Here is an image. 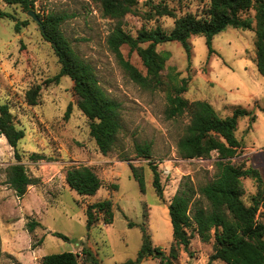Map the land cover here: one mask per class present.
Returning a JSON list of instances; mask_svg holds the SVG:
<instances>
[{"label":"rangeland","instance_id":"obj_1","mask_svg":"<svg viewBox=\"0 0 264 264\" xmlns=\"http://www.w3.org/2000/svg\"><path fill=\"white\" fill-rule=\"evenodd\" d=\"M210 0H138L124 18L106 16L96 0H36L35 12L41 19L50 12L66 14L62 30L75 51L96 70L102 87L121 104L123 128L106 137L107 150L91 135V119L87 105L73 89L74 82L63 76L59 83L47 80L59 73L61 64L52 44L42 35L41 23L28 11L0 0V104H8L18 128L25 136L18 144L22 163L38 183L30 185L20 198L7 182L9 166L17 162L14 148L0 132V264H42V257L64 251L80 255L81 264H90L84 249L92 250L100 264H123L136 260L142 246L141 226H145L156 246L167 254L173 244V226L169 204L181 183L190 178L196 187L215 177L218 152L207 158H185L178 142L190 122L188 114L169 117L165 88L142 87L123 69L108 44L116 25L136 34L142 27L161 25L172 29L176 17L193 12L205 13ZM166 6L174 15L160 14ZM254 14V11H251ZM18 21H26L16 31ZM254 30L228 27L213 38L216 50L208 57L204 36H193L192 59L179 42H167L157 50L167 55L163 70L167 84L189 78V89L183 96L190 101L207 100L221 116L232 115L239 107L251 113L238 120L236 135L245 149L234 159L261 171L264 179V75L258 71ZM124 56L146 71L137 51L122 47ZM42 90L36 105L27 102V91L36 85ZM72 110L69 117L66 111ZM256 115L255 120H251ZM251 125V129L247 128ZM112 138V140H111ZM152 144L150 158L136 152L137 143ZM45 159L35 161L32 153ZM161 172L163 197L154 187L152 165ZM90 165L104 181L94 196H84L66 181L67 170L74 165ZM131 165L142 169L145 191L133 176ZM247 204L256 193L255 181L243 179ZM118 185L117 188L112 185ZM111 198L114 222L87 226L89 203ZM31 220L39 221L33 232L27 229ZM132 221L135 225L130 226ZM60 232L67 238L53 234ZM33 244L36 247H33ZM213 253V240L204 242L193 233L189 251L179 249L176 264H207ZM139 264H162L147 257ZM214 264H227L222 260Z\"/></svg>","mask_w":264,"mask_h":264},{"label":"trees","instance_id":"obj_2","mask_svg":"<svg viewBox=\"0 0 264 264\" xmlns=\"http://www.w3.org/2000/svg\"><path fill=\"white\" fill-rule=\"evenodd\" d=\"M7 4L21 6L25 11H35L36 0H3ZM100 2L106 16L122 19L138 3V0H96ZM160 14L174 15L166 6H159ZM254 11V14H251ZM4 14V13H2ZM0 13V17L2 16ZM41 16V15H39ZM66 14L50 12L41 19L44 39L50 42L58 56L61 68L48 83H59L61 77L69 76L73 82L75 94L83 100L89 109L91 135L103 150H107L106 137L114 136L123 128L121 104L102 87L95 67L81 57L73 48L62 30ZM26 21H18L16 31H20ZM228 27L250 29L256 33V63L258 71L264 75V0H210L205 13L201 16L188 12L176 17L172 29L161 25L153 28L142 27L133 34L127 31L121 22L112 30L108 44L116 54L120 65L132 80L150 90L165 88L167 92L169 117L188 114L190 122L184 135L178 142V151L185 158H207L213 151L218 152L215 163L216 173L213 180L196 187L188 177L176 191L169 204V213L173 226V244L167 254L161 247L154 245L150 231L141 226L142 246L136 260L123 264H139L147 257H155L162 264H176L181 246L189 251L193 233L197 232L201 240H213V253L207 264L222 260L227 264H264V180L258 168L248 165L246 160L234 161L245 148L242 139L236 135L238 120L251 112L247 108H236L232 115L221 116L213 104L207 100H193L183 96L189 89V78L167 84L163 70L167 55L157 50V46L167 42H179L192 59L193 36H204L208 47V57L216 52L213 38ZM127 45L130 51H137L141 58L144 72L127 59L122 47ZM42 85H36L27 91V102L38 103ZM72 104H69L66 117H69ZM264 110V108H262ZM253 115L251 120H255ZM251 129V125L247 130ZM0 132L5 135L14 148L17 162L9 166L7 182L16 195L23 198L30 185L38 183L27 167L22 163L18 144L25 136L24 129L18 128L8 104H0ZM111 138V140H112ZM136 152L143 158H150L152 144L137 143ZM31 159H45L40 153H32ZM154 172L153 184L160 197H163L161 172L157 164L150 163ZM133 176L145 191V177L142 169L131 165ZM253 178L257 192L247 204L243 199L245 186L243 179ZM66 181L71 188L84 196H94L104 185L103 179L90 165H74L67 170ZM117 188L118 185L113 184ZM87 226L91 229L99 222L110 225L114 222V202L111 198L89 203L86 207ZM39 221L27 223L29 232H33ZM130 226L135 224L130 221ZM53 234L67 238L60 232ZM35 248L36 245L33 244ZM90 264H100L92 250L84 249ZM80 255L74 251H64L42 257V264H81ZM19 264V263H16Z\"/></svg>","mask_w":264,"mask_h":264},{"label":"water","instance_id":"obj_3","mask_svg":"<svg viewBox=\"0 0 264 264\" xmlns=\"http://www.w3.org/2000/svg\"><path fill=\"white\" fill-rule=\"evenodd\" d=\"M28 14L31 15L37 22L41 23V19L35 11L30 10L28 11Z\"/></svg>","mask_w":264,"mask_h":264},{"label":"built area","instance_id":"obj_4","mask_svg":"<svg viewBox=\"0 0 264 264\" xmlns=\"http://www.w3.org/2000/svg\"><path fill=\"white\" fill-rule=\"evenodd\" d=\"M200 159H203V158H200ZM160 172H162V174H164V176L165 177H168V176H170V174H171V171H169V170H166V169H162V171H160Z\"/></svg>","mask_w":264,"mask_h":264},{"label":"crops","instance_id":"obj_5","mask_svg":"<svg viewBox=\"0 0 264 264\" xmlns=\"http://www.w3.org/2000/svg\"><path fill=\"white\" fill-rule=\"evenodd\" d=\"M245 149V148H244ZM244 160H246L247 161V163H248V158L247 157H245V159ZM248 165H250L249 163H248ZM252 166V165H251ZM261 172V171H260ZM262 175V174H261ZM263 177V176H262ZM250 178V177H249ZM253 179V178H252ZM254 180V179H253ZM264 180V179H263ZM255 181V180H254ZM244 183V182H243ZM245 186V185H244ZM255 186H256V192H257V184H256V181H255ZM246 190V189H245ZM246 193V192H245ZM256 194V193H255ZM254 195V194H253ZM252 195V196H253Z\"/></svg>","mask_w":264,"mask_h":264}]
</instances>
